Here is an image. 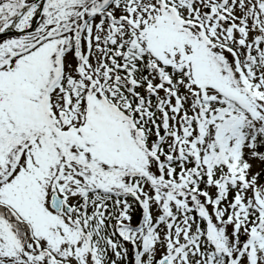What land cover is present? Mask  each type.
I'll use <instances>...</instances> for the list:
<instances>
[{
	"label": "snow or ice",
	"instance_id": "6c2138e0",
	"mask_svg": "<svg viewBox=\"0 0 264 264\" xmlns=\"http://www.w3.org/2000/svg\"><path fill=\"white\" fill-rule=\"evenodd\" d=\"M0 264H264V0H0Z\"/></svg>",
	"mask_w": 264,
	"mask_h": 264
}]
</instances>
